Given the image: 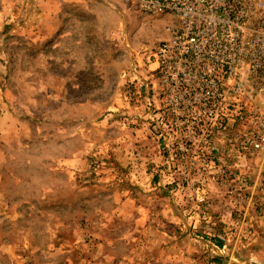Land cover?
<instances>
[{
    "label": "rangeland",
    "instance_id": "374dc122",
    "mask_svg": "<svg viewBox=\"0 0 264 264\" xmlns=\"http://www.w3.org/2000/svg\"><path fill=\"white\" fill-rule=\"evenodd\" d=\"M172 25L0 0V264H264V99L182 120L146 63Z\"/></svg>",
    "mask_w": 264,
    "mask_h": 264
},
{
    "label": "built area",
    "instance_id": "2783aa9c",
    "mask_svg": "<svg viewBox=\"0 0 264 264\" xmlns=\"http://www.w3.org/2000/svg\"><path fill=\"white\" fill-rule=\"evenodd\" d=\"M132 1L143 15L174 20L146 63L182 120L242 121L248 99H264V0ZM252 121L250 145L264 152V115Z\"/></svg>",
    "mask_w": 264,
    "mask_h": 264
},
{
    "label": "crops",
    "instance_id": "0c3cea01",
    "mask_svg": "<svg viewBox=\"0 0 264 264\" xmlns=\"http://www.w3.org/2000/svg\"><path fill=\"white\" fill-rule=\"evenodd\" d=\"M132 1V0H131ZM133 2V1H132ZM135 5V4H134ZM136 6V5H135Z\"/></svg>",
    "mask_w": 264,
    "mask_h": 264
}]
</instances>
